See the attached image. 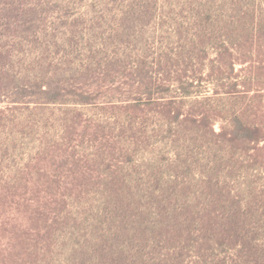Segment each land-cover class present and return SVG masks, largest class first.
Segmentation results:
<instances>
[{
    "label": "trees",
    "instance_id": "1",
    "mask_svg": "<svg viewBox=\"0 0 264 264\" xmlns=\"http://www.w3.org/2000/svg\"><path fill=\"white\" fill-rule=\"evenodd\" d=\"M76 1L0 0V153L16 146L11 104L74 106L61 111L53 149L0 178V264H44L60 236L83 230L84 258L96 235L116 264H264V0H194L197 17L177 28L188 55L136 61L109 51L111 35ZM167 2L121 0L127 37L165 26L158 10ZM210 46L216 56H195ZM14 56L31 57L15 71ZM77 105L100 106L113 121L93 126ZM83 125L107 141L105 152L151 159L86 166L66 152ZM93 177L98 186L85 184Z\"/></svg>",
    "mask_w": 264,
    "mask_h": 264
},
{
    "label": "rangeland",
    "instance_id": "2",
    "mask_svg": "<svg viewBox=\"0 0 264 264\" xmlns=\"http://www.w3.org/2000/svg\"><path fill=\"white\" fill-rule=\"evenodd\" d=\"M194 0H169L171 4L167 2L165 6L158 10L159 15L162 14V26L159 24L154 28V23L151 24L150 28H144L141 34H133L130 38L127 37L128 27L132 22V19H126L125 12H127V7L122 5L121 0L119 2L115 0H77L78 10L81 12L79 14L85 15V18L93 19L96 31L102 33L104 37L111 38L108 41L109 51L118 53L117 57L127 58L131 61H136L143 58L144 56H161L164 52L168 53V56L177 55H188L192 50V46L187 44L185 37L180 38L177 33V28L180 26L186 29L190 27V24L197 17L196 11L192 10L196 8L193 4ZM132 18H135L132 17ZM155 29V31H154ZM183 36V35H182ZM202 48H199L195 56H216V51L212 46L207 48L203 54ZM120 55V56H119ZM31 56H14L15 61L14 68L15 71H20L21 61ZM150 59V57H149ZM10 67V66H9ZM242 65H237V68H241ZM11 68V67H10ZM206 82L204 81L200 86L201 90H204ZM203 88V89H202ZM212 93L211 89L208 91ZM264 104V99L261 102ZM8 107L7 102H0V108ZM14 107L13 117L15 118L11 124H14L13 132L17 133L16 146L11 150V153H0V178H8L12 176L18 168L23 167L30 162L32 157L41 152L43 146H48L51 149L59 141V136L62 135V120L64 114L61 112L63 109L74 108V106L61 105H50L38 107L35 104H18L17 106L10 105ZM77 108L81 109L83 112V118L90 120L91 124L94 126L96 123L100 122H112V114L105 109H101L100 106H82L77 105ZM19 125V127L17 126ZM85 125V124H84ZM77 127L74 136L75 149L66 151L69 155H73L75 152V157L82 156L83 159L87 158L84 162L86 166L95 163L105 157L106 162L112 165L120 164L125 168L132 166L133 164L138 166L141 161H148L151 155H138L133 157V161L125 162V156L120 155L117 151L105 152L110 150V147L105 145L107 141L102 144L101 140L97 138L93 140L94 136L92 134L93 128L90 127ZM217 131L220 130V121L215 125ZM110 130L107 129L106 133L109 134ZM9 134V131L5 132ZM109 137V136H108ZM6 135L3 134L0 141H4ZM264 145V141L261 143ZM67 147H64L66 149ZM103 149V150H102ZM100 150L104 151V156L100 155ZM167 156H172L168 154ZM261 158L264 161V149L261 150ZM43 162L50 165V156L44 157ZM94 172L104 169L99 167L98 164L93 166ZM145 166L142 168L141 172L144 171ZM141 173L135 172L136 180L135 183L139 185H145L147 179L145 176L140 175ZM139 177L141 180H139ZM263 183L264 184V171L262 172ZM234 178V177H233ZM99 178L93 177V180L86 181L85 184L89 183L91 186H98ZM233 187L242 184L243 178H234ZM92 201H95L96 205L99 204V198L97 196L92 197ZM99 200V201H98ZM98 201V202H96ZM86 230L81 232V235L72 236L70 232L65 235L60 236L58 239V245L55 246L49 255V259L44 261V264H116L112 262L109 258L103 256L99 247H97V236L95 235L91 239V250H94L92 254H87L84 258L82 249L87 239L90 236H85ZM101 240L99 241L100 244ZM101 248V247H100ZM129 250V248H128ZM107 251V250H103ZM87 263H86V262ZM131 264V263H127Z\"/></svg>",
    "mask_w": 264,
    "mask_h": 264
}]
</instances>
